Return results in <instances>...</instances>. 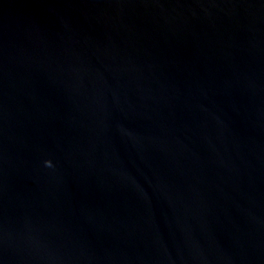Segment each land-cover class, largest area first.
Segmentation results:
<instances>
[{
    "label": "water",
    "instance_id": "1",
    "mask_svg": "<svg viewBox=\"0 0 264 264\" xmlns=\"http://www.w3.org/2000/svg\"><path fill=\"white\" fill-rule=\"evenodd\" d=\"M0 264H264V0H0Z\"/></svg>",
    "mask_w": 264,
    "mask_h": 264
},
{
    "label": "clouds",
    "instance_id": "2",
    "mask_svg": "<svg viewBox=\"0 0 264 264\" xmlns=\"http://www.w3.org/2000/svg\"><path fill=\"white\" fill-rule=\"evenodd\" d=\"M47 166L51 167V162H47Z\"/></svg>",
    "mask_w": 264,
    "mask_h": 264
}]
</instances>
